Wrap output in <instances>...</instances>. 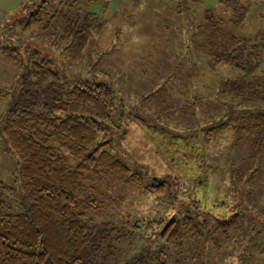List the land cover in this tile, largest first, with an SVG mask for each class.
Instances as JSON below:
<instances>
[{"label":"rangeland","instance_id":"374dc122","mask_svg":"<svg viewBox=\"0 0 264 264\" xmlns=\"http://www.w3.org/2000/svg\"><path fill=\"white\" fill-rule=\"evenodd\" d=\"M42 1L0 0V94H7L4 99L0 96V123L18 91L22 67L32 61L52 63L70 85L106 84L115 91L116 100L107 132L112 154L130 167L137 162L169 184L176 179L185 202L198 195L201 207L212 206L211 212L222 219L238 212L241 216V222L225 228L209 222L201 237L194 240L188 235L182 249L165 250L162 263L264 264V159L260 164L243 162L249 147L236 145L231 133L212 139L210 152L203 136L187 139L196 128L221 119L227 100L217 96V88L235 73L228 67L211 70L199 29H208L206 18L211 12L214 19L227 22V29L255 34L264 29V0H230L233 7L245 11L238 26L232 24L234 14L221 0H90L87 11L105 20L106 26L93 33L81 50L78 42L62 39L59 21L54 29L42 25L24 29L25 15L39 9ZM84 1L76 7H84ZM45 6L44 12L51 13V1ZM11 51L17 63L7 56ZM4 149L0 137V181L10 179L14 171V159ZM237 167L233 185L231 171ZM256 168L258 173L249 176ZM199 169L214 180L212 202H205L206 196L200 194L204 183ZM93 185L102 206L93 215L97 222H116L123 234L138 223L142 233L135 242L131 237L116 243L110 264L129 253L156 250L154 231L159 228L146 223L169 217L177 208L123 184L117 174L98 177ZM228 189L232 199L225 197Z\"/></svg>","mask_w":264,"mask_h":264},{"label":"trees","instance_id":"16d2710c","mask_svg":"<svg viewBox=\"0 0 264 264\" xmlns=\"http://www.w3.org/2000/svg\"><path fill=\"white\" fill-rule=\"evenodd\" d=\"M50 1L52 12L45 13ZM78 1H42L39 9L25 15L24 29L41 25L54 29L59 21L62 39L78 42L83 49L93 33L105 28L106 21L87 11L90 0L84 1V7H76ZM229 1L221 3L234 14L235 26L244 20L245 11ZM210 14L208 29H199L208 65L211 70L228 67L235 73L217 88V96L227 100L221 119L196 128L187 139L197 141L203 136V145L209 149L212 139L231 133L236 145L249 147L243 162L260 164L264 159V29L252 35L235 32L226 28V21ZM6 54L17 63L12 51ZM18 83L0 123L4 150L14 159L12 177L0 181V264H110L118 244L131 237L134 242L142 238L138 223L123 234L118 223L97 222L93 217L102 208L94 181L114 174L120 175L123 184L177 208L169 217L146 223V227L159 228L154 231L159 242L156 250L150 248L137 256L129 253L116 264H165V250L182 249L188 235L194 240L201 237L209 222L223 228L241 222L239 212L222 219L211 212L212 206L204 209L198 195L185 202L176 179L169 184L137 162L130 167L112 154L107 132L116 100L115 91L106 84L70 85L44 59L23 66ZM0 96L7 98L4 93ZM239 168L231 171L233 185ZM199 176L204 183L199 193L206 196L205 202H212L214 180L209 181L206 172ZM223 204L220 209L225 208Z\"/></svg>","mask_w":264,"mask_h":264}]
</instances>
